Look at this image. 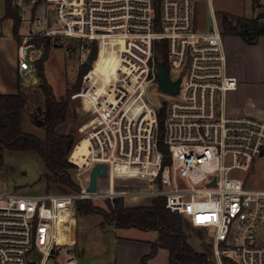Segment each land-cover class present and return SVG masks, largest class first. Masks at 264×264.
<instances>
[{
	"label": "built area",
	"instance_id": "built-area-1",
	"mask_svg": "<svg viewBox=\"0 0 264 264\" xmlns=\"http://www.w3.org/2000/svg\"><path fill=\"white\" fill-rule=\"evenodd\" d=\"M202 1L212 11L207 28L197 26L195 18ZM13 3L22 22L17 45L22 78L37 72L44 53L36 43L40 37L75 39L81 47L80 63L91 62V67L95 60L88 59L95 45L97 57L102 46H115L120 66L101 94L94 87L89 94L94 104L79 130L93 140V147L86 165L70 157L79 168L80 188L0 192V264H49L56 255L65 257V264H78L73 236L64 237L68 216L77 213L76 200L157 196L164 197L170 211L211 230L218 264L224 256L237 264H264V189L247 187L237 174L249 171L263 154L264 121L227 110L226 96L238 88V79L228 71L225 36L213 0ZM162 40L167 44L169 77L180 79L176 98L162 102L167 163L158 143L162 105L156 106L147 94L151 82L160 83L156 47ZM90 71L73 99L82 100ZM131 101L140 109L129 106ZM98 163L107 164V174L98 176L95 191H88L90 171ZM103 177L108 187H101ZM119 179L146 180V185L130 190L117 184Z\"/></svg>",
	"mask_w": 264,
	"mask_h": 264
},
{
	"label": "rangeland",
	"instance_id": "rangeland-1",
	"mask_svg": "<svg viewBox=\"0 0 264 264\" xmlns=\"http://www.w3.org/2000/svg\"><path fill=\"white\" fill-rule=\"evenodd\" d=\"M264 0H213V8L216 12L219 22L222 21L221 12L232 13L235 15L255 16L264 8L259 5ZM256 5V6H255ZM256 7V8H254ZM6 3L5 0H0V34L7 37L13 35V21L5 18ZM211 6L207 1H202L196 7L195 18L197 26L207 28L211 26ZM22 27V31H23ZM25 30V28H24ZM229 36V35H228ZM41 44H38V40ZM233 37L226 39L229 47L234 48V44L242 43L247 47L241 52L239 62L244 73L254 82L253 86H249L247 92H241L239 98L234 101L229 92L226 96V103L230 107L236 105L244 114L252 115L253 117L264 121V81L262 71L264 69V40L261 41L257 48L249 46L242 38ZM17 45H18V40ZM7 41V40H6ZM46 41L50 43V50L47 59L44 62L46 76L54 88V92L58 97L67 94L69 89L78 82L82 64L79 57L81 52L80 43L72 38H64L58 41H52L47 38L40 37L36 39L38 46L45 48ZM13 40L8 39V42L0 48V72L4 76L11 74L10 58L13 56L17 63V45L14 49ZM248 45V46H247ZM16 50V56H15ZM44 51V50H43ZM236 52H238L236 50ZM89 50H87V54ZM18 79L22 84L23 90L27 95L25 108L24 129L27 132L36 134L44 138L45 130L37 124V121L44 118L45 110V95L41 90L39 83L40 78L37 72H33L30 77L22 78L18 72ZM33 79V81L31 80ZM75 94V93H74ZM147 94L153 103L160 107L163 100H173L176 98L173 94L164 92L158 80L151 82L147 87ZM73 95V94H72ZM71 95L69 117L66 123L58 127V132L62 134H73L76 142L85 136L80 132V127L87 122L88 114L80 110L81 99H73ZM235 102V103H234ZM90 111V110H89ZM165 128L163 129L164 134ZM75 142V143H76ZM69 153V160L71 157ZM71 161V160H70ZM47 168L42 158L35 152H12L7 151L5 155V166L0 170V192L12 191L22 194H40V193H61L55 183L51 184V189H48L46 177L44 174ZM73 180L78 183L79 168H70ZM82 171H84L82 169ZM85 173V171H84ZM237 174L247 181V185L255 187H264V158H261L255 164V168L249 171H237ZM181 179V178H179ZM180 181V180H179ZM108 187V179L103 177L100 179V185ZM117 184L128 185L130 190L136 187L145 186L146 180H122L119 179ZM125 201L133 206H148L153 199L139 197H127ZM96 205L106 208L103 199L97 200ZM129 206V205H128ZM82 215V214H81ZM77 216V238H78V264H114L115 263V248L112 243V238L116 235L126 234L133 238H154L158 235L155 230H142L137 227L124 228L117 232L110 227L103 228L101 225H96L103 218L101 214H88L87 216ZM185 220V232L188 235L189 243L198 251L206 253L215 264H218L217 258L213 250V237L211 230L206 226L195 225L194 222L187 216H183ZM264 233V228H263ZM264 235V234H263ZM82 242H86L85 254L82 252ZM157 262L153 264H168L167 259L169 253L166 249H161L158 252ZM223 261V259H222ZM49 264H65V257L56 255Z\"/></svg>",
	"mask_w": 264,
	"mask_h": 264
},
{
	"label": "trees",
	"instance_id": "trees-1",
	"mask_svg": "<svg viewBox=\"0 0 264 264\" xmlns=\"http://www.w3.org/2000/svg\"><path fill=\"white\" fill-rule=\"evenodd\" d=\"M5 18L13 21V35L19 39L22 25L19 7L13 0H5ZM256 6V5H255ZM264 8V2L259 5ZM256 8V7H254ZM221 27L224 36H240L248 44H256L261 36H264V10L255 16L235 15L221 12ZM42 40H38L41 44ZM50 43L46 41L44 53L37 62V73L40 78L39 86L45 95L44 118L37 121L39 126L45 130L44 138L24 129L25 106L27 95L19 82L16 93L0 92V170L5 166V155L7 151L12 152H35L47 168L44 174L48 189L55 183L62 192L78 190L79 185L73 180L70 168L76 165L69 160L70 151L75 145L73 134H62L58 127L67 122L69 117L71 95L81 90L83 77L91 68L87 61L82 65L78 82L67 91V94L58 97L49 82L44 68ZM156 57L158 62H163L168 69L167 44L165 40L157 43ZM97 58V46L92 48L88 60ZM21 81V80H20ZM165 105L158 109L159 123V148L165 154L164 163L170 161L169 149L164 142V120ZM106 208L96 205L93 200H76L77 214L68 216L64 237L73 236L77 240V216L78 214H101L103 225H113L116 228L137 227L142 230H155L158 238L152 242V251L143 257L140 264H147L148 260L155 256L160 248L169 253V264H215L209 256L196 250L188 241L185 232V220L183 215L170 211L164 197L157 196L148 206H128L123 197L113 200L104 199ZM223 264H237L232 258L224 256Z\"/></svg>",
	"mask_w": 264,
	"mask_h": 264
},
{
	"label": "crops",
	"instance_id": "crops-1",
	"mask_svg": "<svg viewBox=\"0 0 264 264\" xmlns=\"http://www.w3.org/2000/svg\"><path fill=\"white\" fill-rule=\"evenodd\" d=\"M229 37H233V39L237 40L236 38L240 36H225V46H226V52H227V57H228V71L231 75L236 76L238 79V88L236 90L230 91L232 99L236 101L237 98H239V96L241 95V92L242 93L247 92V90L249 89V86H253L254 82L250 80L251 78L249 77V74L246 75L244 73V71L241 68L240 62L238 61L239 57H241L240 56L241 52L244 51V49H246L247 47H245V45L239 42L236 43V45L234 44V48L229 47L230 44L226 43V39ZM8 39L13 40L14 42L13 47L15 49L17 45L16 38L14 36L10 38L2 34H0V48L1 46L3 47L4 44H6V42H8ZM263 40H264V36H261L258 39L256 44H249V46H256L257 48V45ZM236 50L238 52H236ZM14 53L16 56V50ZM13 56L14 55H12V57L10 58V68L12 69L11 74L8 76H4L5 73L3 74L2 72H0V92L1 93H16L18 91L19 82H20L17 77L18 76V61L16 63V60L15 58H13ZM262 75H263V79H261L260 81L262 80L264 81V69L262 71ZM227 110L230 114H233V115H243V116L253 117L252 115L244 114V112H242L241 109H238L235 104L232 105L230 109H229V106L227 105ZM261 158H264V152L258 159H256L251 169L255 168V164ZM244 181H245L246 186L251 189H264V187H255V186L247 185L246 179H244ZM102 188H105L104 184ZM124 200H127V199L124 198ZM126 205L133 206V204H128L127 202H126ZM78 215H81V214H78ZM87 215L88 214H82L81 216H87ZM102 222H103V218L99 220L96 225H101L103 228L111 226L115 232L121 229H124V228H116L113 225H103ZM157 238H158V235L154 238H133V237L127 236L126 234L116 235L114 238H112V243L115 248V258H114L115 263L114 264H140L143 257L148 255L152 251V242L155 241ZM82 244H84L82 245V249H83L82 252L85 254L87 245H86V242L84 243L82 242ZM75 245L76 247H78V238L75 242ZM161 249H164V248H160L159 251ZM158 252L155 256H153L152 258L148 260L147 264H153L154 262H157L156 260L158 258L157 257ZM167 263L169 264V257L167 259Z\"/></svg>",
	"mask_w": 264,
	"mask_h": 264
},
{
	"label": "bare ground",
	"instance_id": "bare-ground-1",
	"mask_svg": "<svg viewBox=\"0 0 264 264\" xmlns=\"http://www.w3.org/2000/svg\"><path fill=\"white\" fill-rule=\"evenodd\" d=\"M120 66L119 55L116 47L108 48L105 46L101 47L98 57L95 59L90 73L85 79V89L82 97L80 110L87 111L91 110L94 104L93 99L89 96L93 87L95 93L101 94L106 89V84L113 80L114 75L117 74V69ZM91 85V86H90ZM94 94V93H93ZM138 107L139 103L129 102L128 104ZM128 106V107H129ZM93 147V140L88 136H82L79 139L71 152V159L81 165H86L88 161V154Z\"/></svg>",
	"mask_w": 264,
	"mask_h": 264
},
{
	"label": "water",
	"instance_id": "water-1",
	"mask_svg": "<svg viewBox=\"0 0 264 264\" xmlns=\"http://www.w3.org/2000/svg\"><path fill=\"white\" fill-rule=\"evenodd\" d=\"M91 62H89L90 64ZM159 79L161 89L164 92L176 94L180 87V79L173 81L170 79L166 66L163 62L158 65ZM107 174V164L98 163L90 171V184L88 191H95L98 187V176H105ZM75 211V210H74Z\"/></svg>",
	"mask_w": 264,
	"mask_h": 264
}]
</instances>
